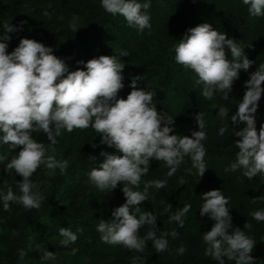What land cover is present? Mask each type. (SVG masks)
<instances>
[{
  "label": "trees",
  "instance_id": "16d2710c",
  "mask_svg": "<svg viewBox=\"0 0 264 264\" xmlns=\"http://www.w3.org/2000/svg\"><path fill=\"white\" fill-rule=\"evenodd\" d=\"M150 4L146 11L151 27L140 31L129 26L123 16L107 13L101 6V0H0V36L5 35L4 25L12 24L19 30L7 33L11 39L3 41L8 44V53L19 45L22 38L34 39L52 48L53 54L65 61L69 71L86 70L88 60L101 55H115L124 64V87L117 98L126 99L132 90V79L140 77L137 87L155 94L152 103L158 113L174 118L173 134L191 136L193 131L199 130L195 115L204 113L206 139L202 143L206 150V171L203 177L193 167L190 156L184 157L171 176L163 161L152 160L148 172L143 175L146 181L133 190L144 192L148 181H165L166 185L162 189L147 188V199L139 205L129 206L130 212L137 217L146 211L157 215V238L173 230L179 235L176 238L165 236L167 250L159 253L151 240L146 241L143 252L130 251L123 245L118 249L103 242L96 230L98 224L101 220L111 221L112 212L126 203V197L122 184L111 192L100 191L91 185L88 173L92 168H98L106 158L101 153H122L102 144L101 137L91 127L74 129L71 133L62 130L57 144L51 145L55 151L49 150L46 155L66 160L68 167L64 172L56 169L54 175H48V170L41 165L31 177L44 197L41 207L38 210L19 208V214L18 207L11 206V203V210L5 211L0 200V214L8 222L4 223V228L9 231L13 242L9 247L8 264H18L24 259L40 260L45 251L57 254L73 249L84 251L88 259L85 263L74 264H94L105 259H112L116 264H133L134 257H139L135 264H219V261L205 255L207 244L203 240L204 233L211 230L215 221L208 215H200L204 203L202 193L211 190H220L229 199L227 207L233 225L229 232L235 228L244 231L255 242L250 253L254 258L253 264H264V221H257L252 216L253 212L264 210V174L249 179L244 176L243 168L231 170L230 167L236 162L239 151L235 144L239 137L232 130L246 127L244 122L233 124L231 117L243 99L245 82L264 63V16L250 15L249 6L242 0H150ZM73 17L77 18L79 29L76 32L70 27ZM203 23L235 40L248 59L255 62L248 71H240L227 100L223 99L222 93H215L210 100L205 99L202 96L203 85L196 83L197 74L175 61V46L179 40L188 29ZM123 51L128 55L120 56ZM226 54L231 59L230 50L226 49ZM220 107L228 111L223 119L218 116ZM254 118L259 131L264 125V94ZM225 126L227 131L223 136L219 135V129ZM32 135L46 147L50 146L46 134L33 132ZM16 149L12 151L6 145L7 153L0 151V155L8 157L7 161L0 162V171L4 174L0 187L5 186L6 190L11 187L15 194L20 195L18 182L23 178L4 170L6 163L20 150ZM169 204L171 210L165 212ZM189 204L191 207L183 217L182 228L177 222H169L171 214ZM137 207L139 212L135 211ZM40 219L47 221L40 223ZM246 223L251 227H245ZM32 226L40 227L43 234L49 238L57 237L60 241L33 246L27 236V230ZM62 227L77 235L75 243L62 244L65 239L60 235ZM149 229V225L143 226L139 235L143 238ZM181 245L185 248L183 255L178 253ZM224 261L225 264H236L235 260L229 261L226 257Z\"/></svg>",
  "mask_w": 264,
  "mask_h": 264
},
{
  "label": "clouds",
  "instance_id": "9594fccd",
  "mask_svg": "<svg viewBox=\"0 0 264 264\" xmlns=\"http://www.w3.org/2000/svg\"><path fill=\"white\" fill-rule=\"evenodd\" d=\"M242 2L249 6L250 15L264 16V0ZM101 6L107 13L123 16L129 26L140 31L151 27L146 11L151 6L150 0L144 3L138 0H101ZM70 27L74 32L79 29L76 17H73ZM3 30L5 35L0 36V143L9 145L13 151L20 148L17 155L6 163L4 170L23 178L18 182L20 195H16L11 187L0 193L4 210H11L10 203H18L27 210H38L44 197L31 180L33 174L41 165L48 170V175H54L56 169L64 172L68 167L66 160L46 155L49 150L55 151L51 145L57 144L62 130L71 133L74 129L91 127L101 137L102 144L114 147L122 155L101 153L106 158L98 168L90 170L89 182L100 191L109 192L122 184L126 197V203L112 212L111 221L101 220L98 224L96 230L101 234V240L137 252H143L146 241L151 240L157 253L166 251L168 240L164 237L171 235L176 238L178 231L173 230L157 238V215L146 211L137 217L129 210L130 205H139L147 199V188L154 186L162 189L166 182L148 181L144 192L133 188L140 184L152 160L163 161L169 167L168 175L171 176L184 157L190 156L193 167L203 177L206 171V150L202 143L206 139L204 113L195 115L199 130L193 131L191 136L173 134L174 118L158 113L152 103L155 94L137 87L140 77L132 79V90L126 99L117 98L124 87V64L115 55H101L88 60L86 70L78 68L69 71L65 61L53 54L52 48L34 39L22 38L19 45L8 53V44L3 41L11 39L7 33L19 29L5 24ZM226 49L230 50L231 59ZM127 55L126 51L120 53V56ZM175 61L197 74L196 83L203 85L202 96L208 100L215 93H222L223 99L227 100L240 71H248L255 63L248 59L235 40L214 30L208 23L188 29L175 46ZM245 88L238 110L231 117L233 124L244 122L246 127L232 130L239 137L235 141L239 151L236 162L230 167L231 170L243 168L244 176L252 179L257 174H264V125L257 131L254 118L258 102L264 94V63L250 74ZM227 115V109L220 107L218 116L223 119ZM226 131V126L221 127L219 135L223 136ZM33 132L46 134L50 146L46 147L34 139ZM7 160V156L0 155V162ZM202 199L204 203L200 215H208L215 221L211 230L203 235L207 244L205 255L219 261V264H225V257L229 261L235 260L236 264H253L254 258L250 253L255 242L239 228L229 232L233 228L227 207L229 199L220 190L204 192ZM190 207V204L185 205L171 214L169 222H177L182 228L183 217ZM170 210L169 204L164 211ZM135 211L139 212V207ZM252 216L257 221H264V210L253 212ZM145 225H149L150 229L142 238L139 230ZM245 227L250 228L251 225L246 223ZM60 235L65 238L62 241L65 246L75 243L78 238L63 227ZM72 251L75 253L76 249ZM184 252L185 248L181 245L178 253L183 255ZM41 258L55 259V254L45 251ZM138 259L134 257L133 264Z\"/></svg>",
  "mask_w": 264,
  "mask_h": 264
},
{
  "label": "rangeland",
  "instance_id": "374dc122",
  "mask_svg": "<svg viewBox=\"0 0 264 264\" xmlns=\"http://www.w3.org/2000/svg\"><path fill=\"white\" fill-rule=\"evenodd\" d=\"M0 151L7 153L5 144L0 143ZM14 151H17V149H15ZM104 160L105 158L102 160V162ZM1 173L2 172L0 171V183H1V180H4V177H2L4 176V174H1ZM144 181H146V178L142 176L140 183ZM3 187H0V193H5L7 191ZM11 206L18 207L19 214L21 213L19 208H21L22 210L25 209L22 205L18 203H11ZM0 213H2V211ZM44 221H47V220L40 219L39 222L42 223ZM4 223H8V222L6 218H3L2 215L0 214V264H8V260L10 261V256H9L10 248L9 247L13 243L12 236L10 235L9 231L4 228L6 227ZM27 232H28L27 236L29 237V241H32L33 246L36 245V247H39L44 242L60 241V239L57 237L49 238L47 234H43L42 229H40V227H37V226L29 227ZM107 245L108 246L113 245L115 246L114 248H118V249L121 248L122 246L120 244L115 245V244H109V243H107ZM79 246L83 247L82 245H79ZM87 260L88 259L85 256L84 251L76 250L75 253H73V251L70 250L68 252H61V253L55 254V259H47V260L24 259V260H19L18 264H74V263H85ZM94 264H116V263L112 259H105V260H98Z\"/></svg>",
  "mask_w": 264,
  "mask_h": 264
}]
</instances>
